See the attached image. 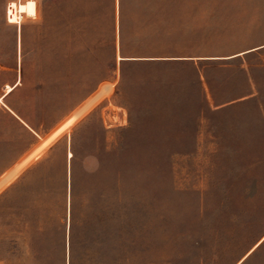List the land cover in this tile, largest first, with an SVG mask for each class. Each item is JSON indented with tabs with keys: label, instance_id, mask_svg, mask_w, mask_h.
Instances as JSON below:
<instances>
[{
	"label": "rangeland",
	"instance_id": "374dc122",
	"mask_svg": "<svg viewBox=\"0 0 264 264\" xmlns=\"http://www.w3.org/2000/svg\"><path fill=\"white\" fill-rule=\"evenodd\" d=\"M12 1L0 234L12 218L17 251L0 264H235L264 235V68L165 57L264 38V0H33L8 23Z\"/></svg>",
	"mask_w": 264,
	"mask_h": 264
},
{
	"label": "crops",
	"instance_id": "0c3cea01",
	"mask_svg": "<svg viewBox=\"0 0 264 264\" xmlns=\"http://www.w3.org/2000/svg\"><path fill=\"white\" fill-rule=\"evenodd\" d=\"M35 16V15H34ZM33 17V16H32ZM240 33V34H239ZM233 36L228 40L232 45L230 47L222 48V52L208 53V54H198V55H187V56H170L165 57V59H174V60H193V61H210L218 60L223 63L228 61L238 60L241 67H243V61L246 57L251 54H255L259 58V65L264 68V38L253 39L252 32L249 30L245 33V36L248 37L241 38V32L234 31L231 33ZM236 35V37H235ZM229 39V38H228ZM122 59V58H121ZM10 88L8 91H10ZM4 94L1 95L3 97ZM4 170V166L2 167ZM264 244V235H262L256 243L241 257L235 264H242V262L248 257L250 253L254 251L255 248Z\"/></svg>",
	"mask_w": 264,
	"mask_h": 264
},
{
	"label": "bare ground",
	"instance_id": "6f19581e",
	"mask_svg": "<svg viewBox=\"0 0 264 264\" xmlns=\"http://www.w3.org/2000/svg\"><path fill=\"white\" fill-rule=\"evenodd\" d=\"M31 5V7H30ZM7 11L9 13V22L16 20L18 13H24L27 16H34L35 15V3L33 0H26L24 3H16V2H10L8 4ZM30 12H34V15H30ZM11 23V22H10ZM18 23V22H17ZM69 123V122H67ZM66 123V124H67ZM63 124V123H62ZM63 125L57 127L54 129L38 146L37 150H39L41 147L46 146L49 142H51L53 139H55L61 132ZM54 141V140H53ZM31 155L29 154L26 156L21 162H19L16 165V168L21 167L24 163H26L30 158Z\"/></svg>",
	"mask_w": 264,
	"mask_h": 264
},
{
	"label": "trees",
	"instance_id": "16d2710c",
	"mask_svg": "<svg viewBox=\"0 0 264 264\" xmlns=\"http://www.w3.org/2000/svg\"><path fill=\"white\" fill-rule=\"evenodd\" d=\"M121 42V37H120ZM124 58H122L120 61H123ZM163 59H157L155 61H162ZM18 123V121L16 120ZM38 125L32 123V129H37ZM1 227L4 229L5 222H3V219L0 222ZM8 226V234L6 235L5 232L2 231L0 234V253H1V260L6 259L10 260L14 257V254L17 251V242H16V234L13 230L14 221L12 218H10L9 222L7 223ZM7 255V257H6ZM69 264H72L70 261Z\"/></svg>",
	"mask_w": 264,
	"mask_h": 264
},
{
	"label": "built area",
	"instance_id": "2783aa9c",
	"mask_svg": "<svg viewBox=\"0 0 264 264\" xmlns=\"http://www.w3.org/2000/svg\"><path fill=\"white\" fill-rule=\"evenodd\" d=\"M7 8H8V6H7ZM8 17H9V13H8V11H7V9H6V20H7L8 23H10Z\"/></svg>",
	"mask_w": 264,
	"mask_h": 264
},
{
	"label": "snow or ice",
	"instance_id": "6c2138e0",
	"mask_svg": "<svg viewBox=\"0 0 264 264\" xmlns=\"http://www.w3.org/2000/svg\"><path fill=\"white\" fill-rule=\"evenodd\" d=\"M30 7H31V5H30ZM29 14H30V15H34V12H30Z\"/></svg>",
	"mask_w": 264,
	"mask_h": 264
}]
</instances>
